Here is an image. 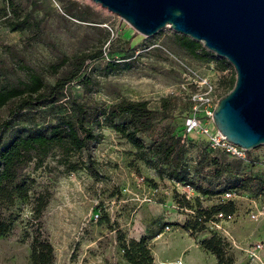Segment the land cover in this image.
<instances>
[{
    "label": "rangeland",
    "instance_id": "374dc122",
    "mask_svg": "<svg viewBox=\"0 0 264 264\" xmlns=\"http://www.w3.org/2000/svg\"><path fill=\"white\" fill-rule=\"evenodd\" d=\"M69 1H75L85 11L87 22L64 14ZM22 18L27 22L21 29L10 31L8 22ZM178 37L184 36L163 28L144 38L90 0H0V83L14 84L22 79L14 65L16 58L31 67L47 86L71 74L70 66L56 73L51 66L64 57L84 59L78 76L64 86L54 104L13 114L14 104L0 109V147L17 134L45 133L61 117L74 123L75 105L84 112L83 127L102 135L99 143L89 144L97 170L93 177L82 169L67 173L51 158L39 168L33 170L28 165L23 170L21 178L28 176L32 180L29 196L0 207V219L10 225L0 237V264H29V243L36 236L50 244L53 264H126L119 236L124 242L137 240V227L144 228L148 235L147 230H165L164 224L174 220L183 224L191 216L188 210L195 212L197 208L217 205L218 198L202 195L195 188L217 192L247 182V194L253 196L252 183L263 176V169L249 162L264 152L262 148L245 151V159L236 160L205 152L198 141L201 139L192 136L196 144L188 147L180 159L189 171V179L181 184L144 166L123 139L100 124V114L117 102L141 100L153 114L154 131L178 139L190 107L181 88L183 74L191 70L207 78L215 86L216 100L225 94L234 77L232 68L212 54L208 61L192 57L178 46ZM110 60L119 62L117 71L105 69ZM209 61L214 71L208 69ZM75 129L80 135L76 126ZM140 139L149 144L148 134H142ZM212 158L221 168L218 175L214 174ZM160 168L165 170L166 166ZM181 192L188 200L177 202ZM197 193L199 197H195ZM39 194L47 196V204L36 217L33 200ZM145 198L151 203H145ZM176 204L179 207L175 208ZM248 205L245 200L234 201L233 219L224 227L240 247L260 242L264 257V219L250 220ZM94 214L98 215L95 220ZM210 236L208 230L201 229L193 238L199 241ZM219 238L231 264H243V253L229 248L225 239Z\"/></svg>",
    "mask_w": 264,
    "mask_h": 264
},
{
    "label": "trees",
    "instance_id": "16d2710c",
    "mask_svg": "<svg viewBox=\"0 0 264 264\" xmlns=\"http://www.w3.org/2000/svg\"><path fill=\"white\" fill-rule=\"evenodd\" d=\"M63 12L74 20L87 22L85 11L80 9L75 1L67 2ZM26 22L27 19L25 18L12 20L8 22V28L10 31H19L21 25ZM175 40L179 47L200 61H208V58L213 57L200 44L186 37H178ZM83 60V57L62 58L57 64L51 66V69L56 73L63 66H70L71 70H69V73L71 74L58 78L50 86H47L31 67L26 65L23 60L16 58L14 65L21 72L22 79L17 80L14 84L9 82L0 83V109L8 104H14L13 114L24 109H34L42 104H54L58 101V97L62 95L61 91L64 86L78 76ZM118 63L115 60H110L106 62L105 69L108 72H115L119 68ZM233 81L234 77L229 83L226 92L231 89ZM73 110L76 116L74 123L66 117H61L54 124L48 126L45 133L26 136L17 134L5 146L0 147V207L3 205L10 206L14 200L27 199L32 180L28 176L21 178L23 170L28 165H32L33 170L39 168L48 158L54 159V162L60 165L67 173L82 169L92 177L97 175L96 164L89 154V144L95 145L99 143L102 135L101 133L94 135L90 129L83 127L84 112L80 106L75 105ZM100 115L102 117L100 124L123 139L134 150L137 160L144 166L154 169L158 175L161 172L164 173L169 181L181 184L188 182L189 171L180 164V159L188 147L196 144L195 141L189 137L184 139V144H180L181 134L177 139L168 134L155 132L153 129L154 117L147 108L145 101L121 100ZM75 126L79 130L80 135L77 134ZM142 134L149 135L148 145H145L140 139ZM198 141L203 144L205 152L225 156L220 152L209 150L202 139ZM72 158L74 160H71ZM153 158L154 160H152ZM249 163L255 165L253 161ZM212 164L214 165V174L218 175L221 172V168L215 158H212ZM163 165L166 166L165 170L160 168ZM252 184L255 186L253 196L257 193L264 195V170L263 176L256 179ZM232 185L217 192L195 189L202 195H211L215 198L224 191H245L248 193L246 190L247 182H238ZM195 197H199V194H195ZM184 199L179 194L176 197L177 202ZM33 201L32 211L37 217L47 204V196L39 194ZM175 206L179 207V204ZM232 210L233 203L229 201L214 205L208 209L197 208L195 212L190 211L191 213L189 214L191 216L187 217L183 224L168 223L164 224V227L181 229L190 237H193L201 229H205L203 223L212 214L219 211L231 213ZM197 219L200 221H197ZM9 229L10 225L0 219V237L6 234ZM159 231L161 230H148V235L145 232L137 240H129L127 242H124L123 238L119 236V248L125 263L154 264L148 241ZM210 233L211 236L209 238L196 241V244L200 249L214 257L215 264H231V259L225 255V244L215 233ZM29 264H53L52 248L44 237L36 236L31 239L29 243Z\"/></svg>",
    "mask_w": 264,
    "mask_h": 264
},
{
    "label": "water",
    "instance_id": "95a60500",
    "mask_svg": "<svg viewBox=\"0 0 264 264\" xmlns=\"http://www.w3.org/2000/svg\"><path fill=\"white\" fill-rule=\"evenodd\" d=\"M149 38L163 28L184 36L233 70L211 120L243 151L264 146V0H90Z\"/></svg>",
    "mask_w": 264,
    "mask_h": 264
},
{
    "label": "built area",
    "instance_id": "2783aa9c",
    "mask_svg": "<svg viewBox=\"0 0 264 264\" xmlns=\"http://www.w3.org/2000/svg\"><path fill=\"white\" fill-rule=\"evenodd\" d=\"M212 62L207 63L209 70L214 71L211 65ZM186 75H182L181 88L184 90V97L188 101L190 107L187 115L182 121V133L180 136V144H184V139L192 136L201 138L207 145V148L211 151H216L236 160H244L245 151L232 145L224 140V138L216 131L212 124L211 113L216 101L214 95L215 86L207 78L198 76L189 71ZM184 85L186 88H184ZM264 146L259 147L257 150ZM249 161V160H248ZM256 165L260 166L264 170V152L259 156L251 157V160ZM177 186V184H176ZM186 186L183 189H187ZM186 192V190H185ZM185 192H181L186 200L188 197ZM217 204H223L225 202H232L241 199L249 203L247 209V217L252 221L264 219V195L256 194L255 196H249L245 191H224L218 197ZM145 203H151V199L145 198ZM173 207V206H172ZM176 208V206H174ZM188 213H191L188 211ZM233 213H223L221 211L215 212L203 223L205 230L215 233L217 236L225 239V243L229 248L241 251L245 260L249 263L264 264L260 260L261 243L254 242L245 247L238 246L234 239L229 235L224 224L230 223L233 219ZM94 220L97 218V214L93 215ZM197 221H200L197 219ZM167 227H165V230ZM179 264V262H177Z\"/></svg>",
    "mask_w": 264,
    "mask_h": 264
},
{
    "label": "crops",
    "instance_id": "0c3cea01",
    "mask_svg": "<svg viewBox=\"0 0 264 264\" xmlns=\"http://www.w3.org/2000/svg\"><path fill=\"white\" fill-rule=\"evenodd\" d=\"M174 221L179 223L178 220ZM145 232L144 228L137 227L138 238ZM148 245L154 264H215L211 254L200 249L193 237L178 228L167 227L166 230L159 231L148 241ZM260 260L264 263L262 246ZM243 264H249L244 257Z\"/></svg>",
    "mask_w": 264,
    "mask_h": 264
}]
</instances>
